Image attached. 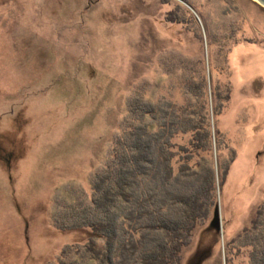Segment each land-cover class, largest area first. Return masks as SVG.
I'll return each instance as SVG.
<instances>
[{
  "label": "rangeland",
  "instance_id": "rangeland-1",
  "mask_svg": "<svg viewBox=\"0 0 264 264\" xmlns=\"http://www.w3.org/2000/svg\"><path fill=\"white\" fill-rule=\"evenodd\" d=\"M184 1L0 0V264L75 259L92 233L71 209L91 204L130 97L150 94L184 120L185 86L200 74L212 149L188 163L198 170L209 159L215 206L179 264H227V249L232 264H252L251 248L231 241L264 203V6ZM190 137L172 140L190 147ZM172 151L173 180L184 185L185 153ZM167 204L176 208L167 200L160 215Z\"/></svg>",
  "mask_w": 264,
  "mask_h": 264
},
{
  "label": "trees",
  "instance_id": "trees-1",
  "mask_svg": "<svg viewBox=\"0 0 264 264\" xmlns=\"http://www.w3.org/2000/svg\"><path fill=\"white\" fill-rule=\"evenodd\" d=\"M190 78L185 86L190 103L184 120L172 115L166 103H153L150 94L137 90L130 97L122 135L113 142L107 165L93 177L91 204L82 210L71 209L80 218L78 225L91 229V238L72 261L65 251L60 264H78L79 260L81 264H179L180 252L196 225L206 220L215 206L209 159L203 165L198 163V170L188 163L194 153L212 149L207 81L201 74ZM179 133H190V147L173 143ZM176 146L185 153L179 168L184 185L173 180L172 150ZM167 200L176 208L167 204L169 213L160 215ZM153 204H159L160 217L153 216ZM124 224L134 233L126 232ZM231 242L249 246L250 262L264 264V203L251 227ZM137 253H141L140 260L135 258ZM228 253L227 264H232L227 249V257Z\"/></svg>",
  "mask_w": 264,
  "mask_h": 264
},
{
  "label": "water",
  "instance_id": "water-1",
  "mask_svg": "<svg viewBox=\"0 0 264 264\" xmlns=\"http://www.w3.org/2000/svg\"><path fill=\"white\" fill-rule=\"evenodd\" d=\"M258 1L264 6V0H258ZM215 225H216V228H218L221 231V219L219 217L217 218Z\"/></svg>",
  "mask_w": 264,
  "mask_h": 264
},
{
  "label": "flooded vegetation",
  "instance_id": "flooded-vegetation-1",
  "mask_svg": "<svg viewBox=\"0 0 264 264\" xmlns=\"http://www.w3.org/2000/svg\"><path fill=\"white\" fill-rule=\"evenodd\" d=\"M179 1L183 2V3L186 5V1H184V0H179ZM188 5H189V4H188Z\"/></svg>",
  "mask_w": 264,
  "mask_h": 264
},
{
  "label": "bare ground",
  "instance_id": "bare-ground-1",
  "mask_svg": "<svg viewBox=\"0 0 264 264\" xmlns=\"http://www.w3.org/2000/svg\"><path fill=\"white\" fill-rule=\"evenodd\" d=\"M258 1V0H257Z\"/></svg>",
  "mask_w": 264,
  "mask_h": 264
}]
</instances>
